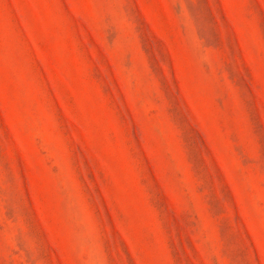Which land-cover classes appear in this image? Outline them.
Instances as JSON below:
<instances>
[{
    "label": "rangeland",
    "instance_id": "rangeland-1",
    "mask_svg": "<svg viewBox=\"0 0 264 264\" xmlns=\"http://www.w3.org/2000/svg\"><path fill=\"white\" fill-rule=\"evenodd\" d=\"M0 264H264V0H0Z\"/></svg>",
    "mask_w": 264,
    "mask_h": 264
}]
</instances>
